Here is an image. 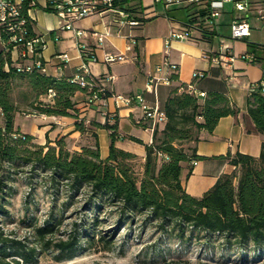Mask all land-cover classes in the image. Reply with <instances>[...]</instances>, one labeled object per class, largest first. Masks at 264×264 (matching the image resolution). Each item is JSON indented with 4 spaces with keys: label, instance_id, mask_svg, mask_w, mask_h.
I'll use <instances>...</instances> for the list:
<instances>
[{
    "label": "trees",
    "instance_id": "1",
    "mask_svg": "<svg viewBox=\"0 0 264 264\" xmlns=\"http://www.w3.org/2000/svg\"><path fill=\"white\" fill-rule=\"evenodd\" d=\"M202 2L188 5L194 8L189 19L207 41L212 31L210 22L199 19L209 11L208 8L198 10ZM129 11L141 18L135 9ZM249 47L254 53L260 45L249 44ZM202 73L194 80L203 79L206 74ZM177 77L178 74L173 73L170 79L175 81ZM16 80L25 81L33 98L39 101L34 108L37 113L73 117L75 130H85L74 101V95L84 92L83 88L71 78H54L37 68L17 72L10 54L0 50V264L37 262L38 251L10 238L1 222V217L8 214L9 178L23 169H29L32 177L40 175V185L52 191L55 197L61 192L66 194L67 201L83 197L86 210L92 215L86 230L96 229L99 216L109 211L117 214L119 226L145 217L162 233L180 242L199 240L207 246L218 243L225 251H242V262L264 256V142L257 157L241 152L216 157L234 169L220 175L200 197L188 194L181 183L182 163L190 164V174L191 163L206 159L196 154L195 147L187 145L198 140L202 129L211 133L220 118L237 112L225 94L210 92L201 97L203 102L200 103L199 96L187 92L185 85L175 87L162 106L166 122L154 127L152 142L143 144L137 138H130L144 145L142 162L137 155L116 147L115 125L107 123L102 127L111 130V142L105 158L100 155L98 143L71 150L66 147L64 136L47 140L45 144L34 142L32 135L21 132L15 125L18 109L11 91ZM49 90L54 92L52 98H48ZM110 95L107 92V97ZM246 105L256 130L264 134V93L248 95ZM147 125L142 124L151 128ZM52 219L35 228L36 235L43 241L41 252L49 249L46 235L58 224L53 216ZM78 236L76 233L70 240H60L53 245L59 253L57 259L69 257L76 250ZM100 239L109 242L103 235Z\"/></svg>",
    "mask_w": 264,
    "mask_h": 264
},
{
    "label": "crops",
    "instance_id": "2",
    "mask_svg": "<svg viewBox=\"0 0 264 264\" xmlns=\"http://www.w3.org/2000/svg\"><path fill=\"white\" fill-rule=\"evenodd\" d=\"M38 1V6L31 10L30 14L34 17L35 32L46 34L48 37L46 47L42 51L45 65L43 73L54 78H72L77 68L84 62L79 56L76 40L71 31L62 32V34L60 32V39L53 40L61 21L47 9L46 0ZM243 1L248 4L246 12L235 10L234 5L231 11H228L226 5L233 3H225L216 18L208 20L206 15L199 18L211 24L212 35L209 40L202 39L201 33L197 29H192L191 40H174L169 47L165 46V38L171 28L185 29L192 26L189 14L194 12V8L190 9L187 3L171 4L165 8L162 2L155 0H126L121 3L122 8L135 9L140 13V17L143 13L150 14V18L142 25L133 28L120 27L113 23L112 14L94 15L76 24L78 28L86 31L87 34L82 40L94 51L98 59L96 62H87L92 77L97 80L110 74L114 77L112 81L103 82L111 95L141 94L148 103L152 104L156 101L162 108L175 87L180 84L185 86L193 84L197 92L225 94L230 104L237 109L236 114L220 118L211 133L204 129L198 132V140L192 146L195 147L197 155L206 157L205 160L191 163L190 174H188L190 164L182 163L181 183L185 191L195 197H200L209 190L220 175L233 171V166L216 157L236 152L257 157L260 154L261 144L264 142V134L256 130L254 122L248 115L246 105L249 86L264 76V47H262L264 43L257 44L260 47L255 48L254 53L249 47V44H255L249 42L252 30L258 25H264V22L258 19L259 13L264 11V0ZM207 2L203 0L198 10L207 9ZM222 13L226 15L221 16ZM133 16L138 18L135 12ZM221 17L224 18L220 19ZM235 19H245L250 24L251 30L248 37L243 39L231 37L230 25ZM221 25L228 26L230 41H225L219 35ZM106 31L109 35L102 44L98 43L96 36L92 35H99ZM129 34L135 40V45L131 49H127ZM216 37L219 38L217 44L214 43ZM225 46L228 49H225ZM109 52L124 54L126 59L107 64L102 59L104 54ZM59 53H67L70 58L61 70L57 68L56 55ZM219 53L223 55L229 53L234 55L235 59L222 66L213 64L209 58L204 56L205 54L216 56ZM241 54L253 55L254 61L239 58ZM166 57L169 62L178 66L177 80H171L169 84H158L151 91L146 90L150 76L164 74L163 71L156 73V68L162 65ZM195 71L204 72L206 76L196 81L192 77ZM111 95L106 101L93 105L86 104L85 91L74 95V101L79 110L78 118L85 126L84 132L75 130L76 119L73 117L32 113L30 116L34 119L30 122L28 134L33 137L37 136L36 143L38 144H45L47 140L53 141L62 136L65 139L85 137L86 143L73 145L71 150H79L83 146H94L98 143L100 155L105 158L111 142V130L102 127L107 123L115 125L118 136L115 141L116 147L137 155L143 162L145 159L144 145L130 138H137L143 144H150L152 130L150 127L145 128L137 123V119L142 115L138 104L117 108ZM199 101L203 102L200 96ZM16 117L15 125L21 129Z\"/></svg>",
    "mask_w": 264,
    "mask_h": 264
},
{
    "label": "rangeland",
    "instance_id": "3",
    "mask_svg": "<svg viewBox=\"0 0 264 264\" xmlns=\"http://www.w3.org/2000/svg\"><path fill=\"white\" fill-rule=\"evenodd\" d=\"M232 7L233 4H227L226 10L231 11ZM225 15L222 13L221 16ZM228 30V26H220L219 35L225 41H230ZM58 32L61 35L67 31ZM218 40L216 37L214 43L217 44ZM249 42L264 43V25L252 30ZM11 97L17 105L16 121L20 130L28 133L30 122L34 119L30 114L37 113L34 108L39 101L33 98L23 80L13 82ZM37 140L38 137H34V142ZM64 142L67 148L72 149L73 145L86 143L87 140L85 137H74L64 139ZM192 145L193 142L187 146ZM39 179L40 175L32 177L29 169L13 173L9 178L8 214L1 217L3 230L10 238L38 251L35 264H264V256L242 262V251H225L218 243L207 246L199 240L180 242L162 233L155 223L145 217L119 226L117 214L108 211L99 216L96 229L86 230L92 215L86 210L83 197L67 201L64 192L55 197L52 191L40 185ZM52 216L58 224L54 225L52 233L46 235L49 249L41 252L44 245L35 228L52 222ZM76 233L79 235L76 250L69 257L57 259L59 253L53 245L60 240H70ZM102 235L109 240L108 243L100 239Z\"/></svg>",
    "mask_w": 264,
    "mask_h": 264
},
{
    "label": "built area",
    "instance_id": "4",
    "mask_svg": "<svg viewBox=\"0 0 264 264\" xmlns=\"http://www.w3.org/2000/svg\"><path fill=\"white\" fill-rule=\"evenodd\" d=\"M126 0H46L47 9L52 12L61 23L56 29V34L53 36L54 41L60 39L59 30L71 31L75 40L76 47L79 52L80 58L84 61L82 65L77 68L75 75L71 80L77 83L86 92V104L93 105L98 102H104L107 100V90L103 82L112 81L113 75H107L97 80L92 77L87 62H96L98 59L94 51L83 42L86 31L75 26L77 21L97 15L102 16L105 14H112V22L120 27L133 28L142 25L150 14L143 13L141 18H136L133 14L121 7V3ZM156 2H162L164 7L167 8L171 4L180 3H195L198 4L201 0H155ZM207 8L209 9L208 20L216 18L222 10L225 3H233L234 9L241 12L248 10V4L243 0H207ZM39 4L38 0H0V50L9 53L11 62L15 65L17 72H31L32 69L37 68L41 72L45 71V65L42 57V51L47 44V35L38 34L34 30V17L30 14V11L35 9ZM258 19L264 22V11H261L258 15ZM194 29L192 26L185 29L171 28L167 37L165 38V46L169 47L174 40H191L192 32ZM250 24L245 19H235L230 25V35L233 39H243L250 35ZM96 36L98 43L102 44L109 32L106 31ZM129 44L127 49H131L135 45L134 38L129 34ZM225 49H228L225 46ZM205 57L209 58L213 64L222 65L226 62H232L235 59L234 55L217 54L216 56L205 54ZM58 59V70L69 62L70 58L67 53H59L56 55ZM241 59H248L254 61V56L251 54L239 55ZM126 59L124 54L120 53H105L103 56V62L107 64H113L121 62ZM6 69L8 66L6 65ZM164 72L163 75H152L148 78V84L146 90L151 91L158 84H169L171 82L170 76L173 73L178 72V66L169 62L168 58H164L162 65L156 68V73ZM203 73L195 71L192 77L199 78ZM180 88L179 91H182ZM185 90L190 94L197 96H205L204 92H197L193 84L186 86ZM264 93V76L252 83L248 88V95L255 92ZM54 92L49 90L48 98H52ZM114 104L118 108L120 106H131L132 104H138L142 111V115L137 119V123L142 125L148 123L153 131L157 125L164 124L166 122V115L162 108L155 101L154 103H148L141 94L132 95H115L112 94Z\"/></svg>",
    "mask_w": 264,
    "mask_h": 264
}]
</instances>
